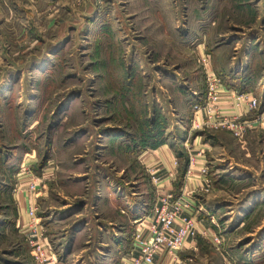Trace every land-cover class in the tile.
I'll return each instance as SVG.
<instances>
[{
	"label": "rangeland",
	"instance_id": "1",
	"mask_svg": "<svg viewBox=\"0 0 264 264\" xmlns=\"http://www.w3.org/2000/svg\"><path fill=\"white\" fill-rule=\"evenodd\" d=\"M210 69L261 100L241 120L264 110V0H0V264H34L29 182L63 263L118 264L155 201L140 156L163 145L175 191L203 161L190 198L207 234L180 264H264V129L192 128Z\"/></svg>",
	"mask_w": 264,
	"mask_h": 264
},
{
	"label": "built area",
	"instance_id": "2",
	"mask_svg": "<svg viewBox=\"0 0 264 264\" xmlns=\"http://www.w3.org/2000/svg\"><path fill=\"white\" fill-rule=\"evenodd\" d=\"M205 62V60H202ZM205 98L194 104L191 126L193 129L208 128L213 130L226 129L237 138H242L246 131L261 126L264 129V110L250 120H241L243 111L257 113L260 101L250 93L239 92L232 88H224L219 77L210 69L205 72ZM195 159H189L186 179L193 178ZM151 184L156 186L160 179L153 169H147ZM176 171H168L167 178L174 180ZM37 185L29 182V201L26 216L29 219V244L33 249L34 264H51L53 257L46 254V247L40 242L37 205L32 199L36 194ZM194 203L189 196H172L168 192L156 194L152 208V218L140 220L132 235V255L126 264H156L157 256L169 257L176 262L177 252L182 250L189 240L205 236L207 231L200 227L191 216ZM180 264V263H175Z\"/></svg>",
	"mask_w": 264,
	"mask_h": 264
},
{
	"label": "crops",
	"instance_id": "3",
	"mask_svg": "<svg viewBox=\"0 0 264 264\" xmlns=\"http://www.w3.org/2000/svg\"><path fill=\"white\" fill-rule=\"evenodd\" d=\"M246 93H251L250 91H247ZM264 98V95H262V99ZM260 103L261 100L259 99ZM245 115V119H252L251 114H248L247 112H244ZM187 137H185L183 139V141H185ZM192 152H197V151H201L202 149L206 148L207 143L202 142L200 140V137H194V139L192 140ZM195 158V164L197 165L196 170L197 169H201L199 166L203 163L202 158L200 156V154H194L193 155ZM142 163L145 164V169L146 168H153L156 170V175L159 177L160 182L154 186L152 184V186L154 187V192H155V200H156V194H158L159 192H168L170 193L172 196L174 197H178L181 194L183 196H191V194L193 193V189L194 188H198V187H203L204 183L202 181H200V177L199 174H196L195 176H193V178L191 179H186L185 173L182 177L183 179V183L180 184V188L178 189V191L176 190V180L178 178V173H179V165L176 162L175 158L172 155V152L170 151V149H168V147L166 145L160 146L158 148H156L155 150H147L146 152H144L141 156L140 159ZM176 162V163H174ZM193 169H194V165H193ZM176 171V177L174 180L168 179L167 178V172L168 171ZM27 195L25 194V192L23 194L18 195L17 198V203H18V218H17V222L18 224L23 225L24 223L28 222L29 219L26 216V210H27V204H28V200H27ZM155 204V201H154ZM154 206V205H153ZM153 208V207H152ZM152 209H150V211L147 213L148 215L144 216L141 220H148L150 218H152V213H151ZM141 218V215L138 216H132V222L135 221L137 223L138 219ZM111 224V223H110ZM199 237V236H198ZM40 242L46 247V254L50 257L54 258V261L51 264H66L63 263L61 261L60 258L57 257V254L51 249V247L49 246V244L47 243L46 237L43 236L41 237ZM191 242V240H189L186 245L184 246V248L180 251L177 252V259L176 262L177 263H181V259H180V254H182L181 252L184 251L187 246L189 245V243ZM123 243L121 242H117L116 243V248L117 250H119V252H116V255L114 258H116V261L118 260V264H126L130 257L132 255H134V251L132 249V243L128 246L127 249H124L123 247ZM112 255H110L111 257ZM117 256V257H116ZM112 258V257H111ZM156 264H175L176 262H173L174 260L170 259L169 257H164V256H157L156 257Z\"/></svg>",
	"mask_w": 264,
	"mask_h": 264
}]
</instances>
